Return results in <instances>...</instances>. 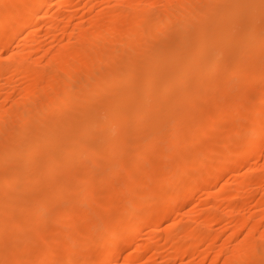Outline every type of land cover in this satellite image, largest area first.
<instances>
[{"label": "bare ground", "instance_id": "obj_1", "mask_svg": "<svg viewBox=\"0 0 264 264\" xmlns=\"http://www.w3.org/2000/svg\"><path fill=\"white\" fill-rule=\"evenodd\" d=\"M50 1L37 0L33 4L32 0H0V42H3L7 48L8 53L5 58L9 59L8 64L0 61V78L9 77V81H12L11 78L17 77L13 80L16 82L14 86L19 85V95L9 92L10 90L4 94L2 91L9 89L6 85L8 78L7 80L4 78L6 84L0 80L3 82H0V92L3 94L0 95V168L4 167L0 169V264H112L119 255L121 256L123 250L121 237L127 239L132 234L142 231L145 225H156L158 215L163 209L170 213L172 219L174 211L179 210L176 207L180 206L178 203L180 194L183 195L184 200H188L195 195L199 186L205 183L207 185L211 178H221L225 175V171L232 173L238 169L237 160L239 161L246 154L239 151L233 158L229 144L246 128L247 122L236 124L232 137L230 135L229 138L222 140L219 148L217 145L203 147L198 141L205 136V132L201 131L204 132L201 135L197 127L204 128L213 114L211 115L210 111L201 118H196L195 115L197 110L203 109L202 100L208 102L207 100H210L208 95L222 92L223 86L227 85L223 84L227 80L230 81L228 86L233 82L230 84L232 88H229L231 92L237 87L234 84L236 80L240 81V77L246 81V83L242 81L245 84L255 81L253 78L250 80L248 72L246 76L245 73H241L244 68L240 66L243 58L254 56L253 52H247L249 55L245 56V52L250 51V47L254 48L253 50L257 49L258 54L264 50V0H221V3L217 2L220 0H203V3H198V0L195 2L151 0L145 3L144 0H119L113 7L101 5L99 8L87 3L82 8L85 11H94L96 15L91 17V20L89 17V22L86 20L88 25L84 20L77 22L74 31L68 34L67 41L57 49L52 47L53 50H50L51 54L46 64L41 62L49 53H45L40 58L35 57L37 54L34 51L42 43L36 46L34 38H32L34 45L29 51L22 49L26 52L21 53L19 50L18 55L12 53L15 51L11 50L15 40L16 46L21 47L26 44L27 37L36 32L34 25L40 21L45 12L41 14L45 9L43 7ZM81 1L65 0L58 7L60 9L74 5L76 8L80 6ZM109 1L112 0L105 2ZM84 17L85 15H82V18ZM66 20L65 24H69L71 17H67ZM41 48L37 50L40 51ZM48 49L43 47L45 51ZM0 58L4 57L0 55ZM251 58L252 63L255 59V61L262 59L253 57L251 60ZM236 62L241 71L239 69L240 73L237 70L238 73H235L234 70L233 75L237 74L238 79H229L226 67L229 68L230 65L232 67ZM249 64H246L245 68L247 70L249 68L254 76L256 66L249 67L251 66ZM237 65L233 67L237 69ZM259 69H257L258 73ZM257 75L260 80L263 73ZM247 77L250 78L248 81ZM261 80H264V77ZM9 81L8 84L12 83ZM246 96L244 94L241 98L247 99ZM261 98L264 100V93ZM229 99L232 101V98ZM8 101L11 102L10 105ZM225 102L223 105L219 103L222 107L229 109L231 107L230 114L224 111L226 113L222 115L221 109L212 111L215 114L217 111L218 114L222 111L220 118L216 116L218 122L215 118L214 121V116L213 121L212 119L209 121L217 123L216 128L234 122L228 121V114L231 116L235 109L234 104L228 106L231 104ZM204 104L207 107L211 105ZM239 112L242 111H237L238 114ZM235 115H237L236 110ZM262 125H264V110L254 121L252 133L247 140L250 151L248 154L252 156H257L259 149H262V146L259 148L260 144L256 145L258 144L256 141L264 136ZM228 128L230 130V127ZM207 129L205 126V131ZM222 129L226 130V127ZM149 131L153 133L152 137ZM169 131L172 135L169 133L168 137L173 136L176 145L174 143L168 145L167 138L164 140L163 137ZM183 141L185 144H182ZM162 142H165L164 144L167 142L166 146ZM197 143L201 148L196 149L193 146ZM171 148L173 152L168 150ZM168 152L172 155L169 156ZM134 154L135 158L130 160L131 163L127 161L131 166L123 163L126 157ZM86 161H90V164ZM82 165L86 167L83 172L80 167ZM121 165H126L127 168H122ZM134 171L137 173L134 174ZM250 171L254 173L253 169ZM120 173H125V180L132 179L134 186L129 190L123 188L127 183L122 188L118 187L113 199L120 196L123 198V195L131 197L135 194L136 202L131 208L128 204L126 209L127 207L124 208L122 203L117 201L116 205L111 206L114 214L108 222H105L106 229L102 224V228L105 229L102 230L97 221V225L91 222L93 206L88 205L90 209L87 210L82 209L83 206L81 209L79 207L81 203L92 201H96L102 207H108L110 205H108L109 200L106 199L108 185L105 184L103 177L105 174L109 177L108 174L114 176ZM119 178L117 177L118 180ZM260 178L258 177L259 182L257 179H253L255 180L253 182L246 178L239 179L240 181L236 178L238 182L234 185L235 198L238 199L240 196L238 197L237 194L250 188L256 181L258 184L264 182V177ZM211 181L216 180L209 182ZM229 187L227 188V185L224 188L219 187V191L214 193L215 199L211 207L201 210L205 215L202 223L196 219L197 221H192L194 224L189 226L185 221H175V218L174 222L170 223L174 225L173 231L171 230L168 235L163 233L167 236L166 239L159 234L167 240V243L168 241L171 243L173 254L168 257L167 254L166 261L176 264L175 261L186 257L185 255L190 256L198 252L202 242L207 244L206 247L214 248L212 245L216 238L218 239L216 235L220 232L216 234L209 229L200 230V224L205 227L211 226V223L219 219L220 204L223 201L226 204L233 203L232 194H235V190L231 188L234 190L232 193ZM110 188L109 191L113 189ZM135 188L139 189L135 190ZM211 192L209 194L213 195ZM80 199L84 203L80 202ZM129 200L131 202V198ZM257 203L264 204V195ZM223 205L222 203V207ZM242 205H245V201ZM228 209L224 219L231 221L238 212L232 208ZM93 211L96 212L94 209ZM177 212L179 215V211ZM95 214L92 212L93 217L96 216ZM199 214L200 212L198 216ZM262 214L260 218L264 220V213ZM258 215L254 212L248 216L243 215L244 217H240L239 220L236 217L227 244L224 242L226 245L223 246L221 243L222 249H214L216 251L213 256L211 254V258L209 257V264H218L222 257V264H264V230L260 231L258 225L262 222L258 221ZM51 218H56L60 222L56 220L59 225L61 223L65 224L62 225L65 227L69 225L66 236L68 234L67 238H71L72 241L64 238L65 231L62 230L66 228L59 227L62 230L52 231L49 225ZM95 218L94 222L97 220ZM84 221L87 222L86 227H82L85 225ZM98 222L100 224L102 220ZM55 226L58 227L56 224ZM241 234L244 237L239 240ZM153 243L152 236L148 242L145 241V244L137 245L135 242L137 246L134 244L133 248L129 246L128 248L147 250ZM155 243L153 246L156 245ZM228 243L234 245L230 247ZM64 244L67 245L64 247ZM27 245H35V248L30 246L32 249L26 250ZM79 245L94 246L97 252H83L85 254L74 252L77 249L74 251L72 249ZM83 249L85 251V247ZM83 249L81 248V251ZM205 251H202V255L198 257H202L199 262H186V259L181 264H206L205 259L208 256L206 253L209 251ZM130 261L126 263L131 264ZM144 263L139 261L138 264Z\"/></svg>", "mask_w": 264, "mask_h": 264}, {"label": "rangeland", "instance_id": "obj_2", "mask_svg": "<svg viewBox=\"0 0 264 264\" xmlns=\"http://www.w3.org/2000/svg\"><path fill=\"white\" fill-rule=\"evenodd\" d=\"M21 1H25V0H21ZM63 1H65V0H51L45 7H43V8H45V9H43V11H42V13L41 14H43V12H44V14L42 15V18L40 19V21L38 22V23H36L35 25H34V28H36L37 30H36V32L35 33H33V34H31L30 36H28L27 37V42H26V44H24L23 46H21V47H18V46H16V40H15V42L13 43V46H12V49L11 50H15V51H12V53H16L17 55H18V53H22V52H26V51H23V50H27V51H29L32 47H33V45H34V42L32 41V38H34L33 40H36V46L38 45L39 46V44L40 43H42V44H40V46H39V48H41L40 49V51L39 50H37V49H39L38 47H36V50L34 51V53L35 54H37V55H35V57H43L44 56V54L45 53H49L48 55L46 54L43 58V60H42V62L41 63H45L46 64V62H48V57L50 56V54H51V52H50V50L52 49V47H53V49L55 48V49H57V47H59L61 44H63V43H65L66 41H67V39H68V37H69V35L68 34H70L72 31H74V29H75V27H74V25H76V23L77 22H79V21H81V20H84V22H85V24L86 25H88L89 23V17H90V20H91V17H94L95 15H96V13L94 12V11H85V9H83L82 7H85V5H87V3H88V5H90V4H94V5H96L97 6V8H99L101 5L102 6H115V4H117L118 2H119V0H112V1H109V2H105L106 0H89V2H88V0H82L81 1V3H80V6H76V8H75V6L73 5H70V6H64V7H60V9H59V7L58 6H60L59 4L61 3V2H63ZM123 1V0H122ZM151 0H144V3L145 2H150ZM193 2H195L196 0H192ZM199 1H202V2H199ZM204 1H206V0H204ZM203 0H198L197 2L198 3H203L204 2ZM224 1V0H223ZM37 2V0H32V3L33 4H35ZM85 2V3H84ZM93 2V3H92ZM196 2V3H197ZM217 2H219V3H221L222 1L220 0V1H217ZM103 3V4H102ZM218 3V4H219ZM84 5V6H83ZM74 7V8H73ZM79 7V8H78ZM58 8V9H57ZM62 9V10H61ZM82 9V10H81ZM56 11H59V12H56ZM89 12V13H88ZM92 12V13H91ZM73 13V14H72ZM86 13H87V15H86ZM48 14H50L49 16H48ZM53 15V16H52ZM57 15V16H56ZM61 15V16H60ZM82 15H85V19L84 18H82ZM90 15V16H89ZM44 16V17H43ZM48 17V19H47V17ZM55 16V17H54ZM60 16V17H59ZM67 17H71V22L69 23V24H65L66 23V18ZM54 18V19H53ZM56 18V19H55ZM52 19V20H51ZM61 19V20H60ZM65 19V20H64ZM108 19H109V17H108ZM86 20H88V22L86 21ZM52 21V22H51ZM55 21L56 22H58V23H55ZM62 21H64V22H62ZM108 21V20H107ZM62 22V23H61ZM87 22V23H86ZM49 23V24H48ZM50 24H51V26H50ZM56 24H58V25H56ZM53 25V26H52ZM64 25H65V27H64ZM67 25V26H66ZM51 28H50V27ZM60 27H61V29H60ZM62 27H64V28H62ZM47 28H49V29H51V30H48ZM74 28V29H73ZM118 28V27H117ZM119 28H120V26H119ZM38 29H40V31L38 30ZM59 31H58V30ZM68 29V30H67ZM121 29V28H120ZM53 30V31H52ZM60 30H62V31H60ZM48 31V32H47ZM51 31V32H50ZM64 31V32H63ZM71 31V32H70ZM59 32H60V34H59ZM69 32V33H68ZM54 34V35H53ZM55 34H56V36H55ZM58 34V35H57ZM63 34V35H62ZM53 35V36H52ZM123 35V34H122ZM54 36H55V38H54ZM120 36V39L122 38L121 37V35H119ZM60 37V38H59ZM41 41H39L38 39ZM54 38V39H53ZM253 38V37H252ZM251 38V39H252ZM45 40V41H44ZM61 40V41H60ZM38 41V42H37ZM54 41H56L55 43H54ZM33 43V44H32ZM39 43V44H38ZM47 43V44H46ZM51 43V44H50ZM57 43H59V44H57ZM43 44H44V46H43ZM46 44V45H45ZM49 44V45H48ZM48 45V46H47ZM56 45V46H55ZM263 45V44H262ZM32 46V47H31ZM251 46V45H250ZM250 46H248V48L250 47ZM25 47V48H24ZM43 47H44V49H48V48H50V49H48V50H43ZM263 47V46H262ZM232 48V47H231ZM23 49V50H22ZM52 49V50H53ZM251 49L253 50L254 48H251L250 47V51L248 50V51H246L245 52V56H246V54H247V52L248 53H252L253 52V54L252 55H254V56H250V58L252 57H256V58H260L261 60H259V61H255L254 60V63H252V61L250 62V58L249 57H247L249 54H247V59H244L243 58V60H242V62L245 64H241V66H240V68H244V69H246L245 68V66H246V64H249V62H250V64L249 65H251V66H249V67H252V65H254V66H256L255 67V70H256V74L253 76V74L251 73V71H249V68H248V70L246 69V70H244V69H242L243 71L241 72V73H245V76H246V72H248L249 74H248V77L250 76V78H246V80L248 81L249 79L250 80H252V78H253V81L256 83V85H255V83L254 82H252V81H250L249 83H247V84H245L246 83V81H245V83L244 82H242L243 80L241 79V77H240V81H238V80H236V78L238 79V76H237V74L236 75H233V73H234V70H235V73H238L239 71H241V69L239 68V66L237 65L238 63H239V65H240V58H242V57H245V56H242V57H240L238 60H239V62L237 63L236 62V64H232V67H231V65L229 66V68L228 67H226L227 68V70H226V72L228 73H225V75L227 74V77H229V79H235L237 82H239L238 83V85H237V82H236V84H234V85H236L237 87H235L234 85V89L235 90H233L232 92H231V89H230V91H229V88H232L231 86H230V84H232L233 82H231L230 84H229V86H228V83L230 82L229 80H225L226 82H225V84H223V85H226V86H223V88H222V92L220 91V89H219V94H217V92H215V93H212V94H210V96L212 95V97L210 98V96L208 95V98L210 99V100H207L208 98H205L208 102H205L204 101V99L202 100L203 101V103H201V105H202V111H201V109H199V111L197 110V112H196V115H195V117L196 118H201V116H204V115H208L209 113L208 112H210L211 111V115H209V117H210V119H212V117H213V119L215 118L216 120L218 119V117L220 118L224 113H226L227 111L229 112V114L231 113L230 112V109H232L231 107H230V109L229 108H225V107H222L221 106V104L223 105V103L226 101V99H227V97H228V99H227V101L225 102V103H229V101H230V99L229 98H232V101H230V103L229 104H231V105H228V106H232L233 104V106L235 107V109H233L232 111V115L231 116H229V114H228V117H229V120H228V117H227V120L228 121H234V122H232L231 124L228 122V124L230 125H228L227 123H225L227 126H225V124H222L221 125V127H219V128H216V124L217 123H215V122H209L210 121V119H208V123L205 125L206 126V129H207V131H205V126H204V128L203 127H197V131L201 134V135H203L202 133H204V137H206V138H204V137H201L202 139H201V141L199 140L198 142L200 143V144H202V146L203 147H207V146H210V145H217V147L219 148L221 145H220V143L221 142H223L222 140H225L226 138H229L230 137V135H231V137H232V132H234L235 131V128H236V124H238V123H241V122H247V125H246V128L244 129V130H242L241 132H240V134L239 135H237V137L235 138V139H237L238 141H236L235 139H233L232 141H230V144H229V148L231 149V155L233 156V158L235 157V155H236V153H238L239 151H243L244 152V154H246V155H244L243 157H241L240 158V160H241V162H239L238 160H237V162H238V165H236L237 167L236 168H238V169H235V173L234 172H232V173H230V171L228 172V170L227 171H225V175H223V176H221V178H211L210 180H216V181H211V182H207V185H206V183L205 184H203V186H199L197 189H196V192H195V195L192 197V198H190V199H188V200H184V198H183V195L182 194H180L179 195V197H178V203H180V206H178V207H176V209L177 208H179V210L177 209V210H175L174 211V214H172V216H174L172 219H171V216H169V214L170 213H168L167 212V210L166 209H163L162 210V212H160V215H158V218H161V219H158L157 218V224L155 225V224H153V226L155 227V228H153V226L152 225H145L141 230L142 231H139L138 233H135L134 235L132 234V236H129L127 239H124V237H121L120 239H122V242H121V240H120V243H121V246H122V248H123V250H122V252L120 253L121 254V256L119 255V257L116 259V262L115 263H117V264H127L126 263V261H130L131 259H132V256H133V259L132 260H134V261H130L131 262V264H138L139 263V261L141 262V263H144V264H148V263H150V264H157V263H160V264H172V262H168V261H166V259H167V257L168 256H170V254H173V252H172V250H171V243H169L170 241H168V243H167V240H164V239H166V237L167 236H164V235H168L170 232H171V230H172V228L174 227V225H171L172 223L171 222H174V219H175V221L177 220V221H180V220H182L183 222L185 221L186 223H188V225L189 224H194V223H192V221H194V220H199V221H201L200 223H202L204 220H205V215H203L204 214V212H202L201 210H203L204 208H206L207 209V207L208 208H210L211 207V204H213L214 203V199H215V194L214 193H216V192H218L219 191V189L221 188V186L224 188V187H226V185H227V188L229 187V185H230V187H229V189H231V188H234V187H236V186H234V185H236L237 183L236 182H238V180L240 179V180H243L244 178H246V179H249V180H253V179H257V181L259 182L260 180H258V177L260 178L261 176H263L264 177V136L263 137H260L256 142H258V144H256V142H255V144L256 145H259V148H261V146H262V149H259V154L257 153V156H252L251 154H248L250 151H248V143H247V140H248V137H249V135L252 133V127H253V124H254V121L262 114V110H264V100H262V98H261V96L263 95V93H264V80H261V79H263V77H264V68H263V64H264V54H263V52H264V50H263V52H261V50L263 49H260L259 51L261 52V54H258L257 53V49L256 50H253V51H251ZM7 48L5 47V45H4V43L3 42H0V55H1V57H4V58H0V61L2 62V61H4V62H2V63H4V64H8L9 63V59H7V58H5V57H7ZM19 50H20V52H19ZM42 54H41V53ZM259 52V53H260ZM38 53H39V56H38ZM108 54V53H107ZM16 55V56H17ZM251 55V54H250ZM260 55V56H259ZM262 55V56H261ZM258 56V57H257ZM46 57V58H45ZM245 57V58H246ZM251 58V60H253ZM4 59V60H3ZM8 61H7V60ZM245 60H248V61H245ZM115 62L117 61V60H114ZM114 61H111V62H113L114 63ZM261 61V62H260ZM263 61V62H262ZM110 62V63H111ZM248 62V63H247ZM106 63V62H105ZM260 63H263V64H260ZM107 64V63H106ZM112 64V63H111ZM115 64V63H114ZM235 65H237L238 66V68L237 69H235V67H233V66H235ZM259 65V66H258ZM262 65V66H261ZM104 66V65H103ZM254 66H253V70H254ZM261 66V67H260ZM105 67V66H104ZM248 67V66H247ZM259 67H260V69H259ZM259 69V73H258V71H257V69ZM240 69V70H239ZM263 69V71H261L262 73H263V75H261V72H260V70H262ZM224 70V71H225ZM238 72H237V71ZM251 70V69H250ZM234 73V74H235ZM240 73V72H239ZM257 74H259V75H261L262 76V78L259 80V78H258V75ZM240 75V74H239ZM257 75V76H256ZM244 76V77H245ZM226 77V79H228ZM243 77V78H244ZM255 77V78H254ZM4 78H6V80H7V78H8V81H9V77H3V78H0V80L1 81H3L5 84H6V80L4 79ZM17 78V77H16ZM16 78H14V79H16ZM256 78H258V79H256ZM2 79H4V80H2ZM12 79V81H9V82H12V83H9V84H11V85H9L8 84V81H7V84L6 85H8L9 87V89L8 90H3L2 91V93H7L6 91H9V92H14V93H17L18 95H19V93H18V90H19V85H15L14 86V84H16V82L15 81H13L14 79L13 78H11ZM257 80V81H256ZM0 81V82H1ZM229 81V82H228ZM232 81H234V80H232ZM260 81V82H259ZM263 81V82H262ZM3 82H1V83H3ZM15 82V83H14ZM246 86H245V85ZM248 84H249V86H248ZM252 84V85H251ZM10 86H12L13 88H11ZM17 86V87H16ZM16 87V88H15ZM127 87V86H126ZM225 87V88H224ZM248 88V89H245V88ZM11 88V89H10ZM85 88H87V87H85ZM217 89L219 88V87H216ZM238 88V89H237ZM14 89H16V90H14ZM216 89V90H217ZM213 90H215V88L213 89ZM245 90H248V91H245ZM212 92V91H211ZM234 92V93H233ZM248 92V93H247ZM1 92H0V95L2 94ZM231 93V94H230ZM245 94V96L247 97V99L246 98H241L244 94ZM247 93V94H246ZM261 93V94H260ZM215 94V95H214ZM3 95V94H2ZM16 95V94H15ZM17 96V95H16ZM101 97V96H100ZM212 99L214 100V101H212ZM243 99H246L245 101H243ZM224 100V102H222ZM229 100V101H228ZM240 100V101H239ZM242 100V101H241ZM194 101H195V99H194ZM198 101V100H197ZM211 101V102H210ZM196 102V101H195ZM221 104H220V103ZM233 102V103H232ZM242 102H244V103H242ZM8 103H9V101H8ZM204 103H209V104H211V105H209V107H207V105L206 104H204ZM11 104V102L8 104V105H10ZM213 104V105H212ZM216 104H218V105H216ZM221 107H220V106ZM211 106H214V107H211ZM219 106V107H218ZM224 106H225V104H224ZM205 107V108H204ZM208 108V109H207ZM222 110V111H220V113L222 114V115H220V113L218 114V111L219 110ZM246 109V110H245ZM216 110H218L217 112H216V114H215V112L213 113L212 111H216ZM235 110H236V114L237 115H235ZM244 110H245V112H244ZM224 111H226V112H224ZM237 111H242V112H239V114L237 113ZM201 113H203V115H201ZM215 114V115H214ZM216 116H218V117H216ZM236 116V117H235ZM230 117H232L233 118V120H232V118H230ZM239 117H240V119H239ZM238 119V120H235V119ZM213 119L211 120V121H213ZM214 119V121H216ZM231 119V120H230ZM244 119V120H243ZM217 122H218V120H217ZM175 123V122H174ZM209 124V125H208ZM234 126H233V125ZM197 125V124H196ZM212 125H213V127H214V129H213V127H212ZM232 125V126H231ZM198 126V125H197ZM210 127H212V129L210 128ZM226 127V130L225 129H222V128H225ZM228 127H230V130H229V128ZM234 127V128H233ZM201 130H200V129ZM204 130V132H202L201 133V131H203ZM212 130V131H211ZM222 130L224 131V132H222ZM262 131H264V125H262ZM150 132V131H149ZM208 132V133H207ZM151 133V132H150ZM172 133V132H168L163 138H164V140H165V138H167L166 139V141L168 142V145H173L172 143H174V140H173V136H170V137H168L170 134ZM220 133H222V134H220ZM152 135H153V133H151L150 134V136L152 137ZM172 135V134H171ZM154 137V136H153ZM159 137H161V136H159ZM159 137H157V139L158 140H160V138ZM163 138H161V139H163ZM217 141V142H216ZM220 141V142H219ZM236 141V142H235ZM160 142V141H159ZM167 142H166V144H167ZM207 142V143H206ZM163 143V145H165L166 146V144H164L165 142H162ZM185 144V141H183L182 142V144ZM199 143H197V144H193V146L197 149V147H199V148H201L200 147V145H198ZM212 143V144H211ZM215 143V144H214ZM168 145H167V147H168ZM174 145H176L175 143H174ZM195 145H197V146H195ZM234 145V146H233ZM172 147H175V146H172ZM232 147V148H231ZM169 151H172L173 152V149L171 148V149H168ZM135 151H136V148H135ZM170 154V152H168V155ZM172 155V154H171ZM171 155H169V156H171ZM135 156V154L133 155V156H128V157H124L125 159H123V160H125V161H123V163L125 164V163H127L128 164V162H130V160L132 161L133 160V158H135L134 157ZM168 156V157H169ZM131 159H130V158ZM256 157V158H255ZM91 160V159H90ZM129 160V161H128ZM128 161V162H127ZM139 161H140V159H139ZM87 162V161H86ZM243 162V163H242ZM87 163H89L90 164V161L89 162H87ZM86 163V164H87ZM131 163V162H130ZM130 163L128 164V166H131L130 165ZM123 164V165H124ZM126 164V165H127ZM198 164V167H199V163H197ZM122 166V168H127V166ZM242 165V166H241ZM87 166H88V164H87ZM185 166H186V164H185ZM197 166V165H196ZM239 166V167H238ZM81 167V170H82V172H83V169L84 168H86L85 167V165L83 166H80ZM242 167V168H241ZM257 168V172H256V168ZM4 169V167H1L0 169ZM103 168V167H102ZM101 168V169H102ZM129 168V167H128ZM240 168V169H239ZM255 168V169H254ZM100 169V168H99ZM253 169V171L252 172H254V173H251V171L250 170H252ZM80 170V169H79ZM81 170H80V173H81ZM125 170V169H124ZM124 170H121V171H124ZM84 171H85V169H84ZM249 171H250V173H249ZM259 172V173H258ZM137 172L136 171H134V174H136ZM246 173V176H244V174ZM235 174H237V176L235 175ZM247 174H249V175H247ZM259 174V175H258ZM106 175L107 174H105L104 175V177H106ZM119 175V176H118ZM116 174V175H114L115 176V178H113L114 176H110V174H108V176L109 177H106L105 179H107V180H105L104 179V177H103V180L105 181V184L106 185H108L107 187L108 188H106L107 189V194H108V196H107V200H109V202H108V207H102V206H100L96 201H92V202H85L86 204H87V206H85L86 204H80V209L82 208L81 206H83V208L82 209H90V208H88V205L90 206L91 205V207L93 206V209L96 211V212H94L93 211V209H92V212L97 216H94L93 217V215H92V212H91V216H92V218H91V216H90V218L91 219H93V220H91V222L93 221V223H96V221H97V223H98V226H100V228L102 229V230H105L106 229V224H105V222H108V219L114 214V209L113 208H111V206L113 207L114 205H116L117 203V201L119 202V203H122L121 205H123V207L125 208V207H127L126 209H128V204H129V208H131V206H133V204L136 202V196H135V194H133L131 197L130 196H125V195H123L124 197L122 198V196H120V197H118L117 199H113V195H114V192H115V190H117L118 189V187L119 188H122L123 187V185L124 184H126V187L124 186L123 188H126L127 190H129L131 187L133 188V186H134V182H133V180L132 179H127V180H125L126 179V175H125V173H120V174ZM251 175H252V177H251ZM258 175V176H257ZM122 176V177H121ZM242 176H244V177H242ZM254 176V177H253ZM257 176V177H256ZM117 177L119 178V180L117 179ZM243 179H242V178ZM112 178V179H111ZM238 180H237V179ZM110 179V180H109ZM123 179H124V181H123ZM261 179V178H260ZM232 180V181H231ZM239 180V181H240ZM245 180V179H244ZM107 181V182H106ZM110 181H112V182H110ZM117 181L119 182V183H117ZM121 181V182H120ZM127 181V182H126ZM217 181H219V182H217ZM255 180H253V182H254ZM255 182L253 185L251 184V187L250 188H248V189H246L245 191H243L242 193H243V195H242V193H238L237 195H238V199L237 198H235V195H236V190H235V188H234V190L233 189H231L230 190V192H232L233 193V191H234V193L235 194H232L233 196H234V201H233V203L232 204H230V203H228V204H226V202L225 201H223L222 203L224 204L223 205V207H222V203L220 204L221 206L219 207L220 209L218 210V214H219V219L215 222V223H211V226H209V227H211V228H209V227H205L204 225H202V224H200V230H203V229H209L210 231H213V233H219V234H217L216 235V237H218V239L216 238V240L214 241L215 243H213V245H212V248L213 249H211V248H209L208 246L206 247V243H204L203 244V242L200 244L201 246L199 247V250H198V252H196V253H194V254H196L195 256H194V254H190V256H189V254H188V256L187 255H185L186 257H184V258H180V259H178V260H176L175 261V263L176 264H181L182 262H185V260H186V262H194V263H196V262H199L201 259H202V257L201 258H198V257H200L202 254H201V252L202 251H209V252H207L206 253V255H208L207 256V258L205 259V263L207 264H209L210 263V258L213 256V254L215 253V251L216 250H218V249H222L223 247H222V244L221 243H223V246H224V244L226 243V242H228V236H229V234L233 231V226H234V223H236L235 222V220L238 218V220L239 219H241L240 217H244L243 215H245V216H248V214H252V213H254V212H256L257 213V217L259 218L258 219V221L259 220H261V218L260 217H262L261 215H263L262 213H264V204H262L263 205V207H262V205H260L259 203H257L259 200H261L262 199V196L264 195V182H262V180H261V184H258V182ZM216 182V183H215ZM220 182H221V184H220ZM227 182V183H226ZM252 182V183H253ZM120 183H123L122 185L120 184ZM236 183V184H235ZM257 183V184H256ZM112 184V185H111ZM113 184H114V186L115 187H113ZM117 184H119V185H117ZM208 184H209V186H208ZM214 186H213V185ZM224 184V185H223ZM128 185V186H127ZM205 185H206V187H205ZM219 185V186H218ZM261 185V186H260ZM116 186H117V188H116ZM130 186V187H129ZM211 186H213V187H211ZM231 186H233V187H231ZM256 186V187H255ZM113 188V189H111V188ZM212 189H211V188ZM220 187V188H219ZM254 187V188H253ZM109 188L111 189L110 191H109ZM258 188V190H256ZM139 189V188H138ZM138 189H136L135 188V190H138ZM210 189V190H209ZM255 189V190H254ZM250 190V191H249ZM252 190V191H251ZM113 191V192H112ZM209 191V192H208ZM212 191V192H211ZM213 191H215V192H213ZM212 193L213 195H211V194H209V193ZM249 192V193H248ZM252 192V193H251ZM261 192V193H260ZM112 193V194H111ZM263 193V194H262ZM111 194V195H110ZM225 194H226V192H225ZM209 195H211V196H213V197H208ZM256 195V196H255ZM112 196V197H111ZM131 198V202H129L130 200V198ZM243 197V198H242ZM260 197V198H259ZM109 198V199H108ZM126 198H128V200L126 199ZM245 198V199H244ZM126 199V200H125ZM249 199V200H248ZM207 200V201H206ZM83 202V200L82 199H80V202ZM111 201V202H110ZM126 201V202H125ZM242 201V202H241ZM243 201H245V205H242V203H243ZM93 202L95 203V204H93ZM207 202V203H206ZM239 202V203H238ZM241 202V203H240ZM250 202V203H249ZM255 202V203H254ZM84 203V202H83ZM124 203V204H123ZM210 203V204H209ZM258 205H257V204ZM79 204V203H78ZM228 205V206H226V205ZM234 204V205H233ZM248 204V205H247ZM252 204V205H251ZM256 204V205H255ZM179 205V204H178ZM209 205V206H208ZM255 207H254V206ZM201 206L203 207V208H201ZM230 206H232V207H230ZM240 208H239V207ZM245 206V207H244ZM257 206V207H256ZM100 207V208H99ZM245 209H244V208ZM259 207V208H258ZM200 208V209H199ZM224 208H226V209H224ZM228 208H232V209H234L235 210V212H238L237 214H235L236 216L233 218V220H229V221H227V219H224V216H226V214L225 213H227V210H229ZM257 208V209H256ZM263 210H262V209ZM195 209V210H194ZM205 209V210H206ZM252 209V210H251ZM238 210V211H237ZM254 210V211H253ZM90 211V210H89ZM177 211H179V215L177 214L178 212ZM194 211H195V213H194ZM200 212V214H199V216H198V212ZM204 211V210H203ZM221 211H223V212H221ZM252 213H251V212ZM261 211H262V213H261ZM102 212V213H101ZM175 212H176V214H175ZM202 212V213H201ZM220 212V213H219ZM240 212V213H239ZM246 212V213H245ZM258 212H260V213H258ZM90 213V212H89ZM98 214L101 216H98ZM168 214V215H167ZM197 214V215H196ZM243 214V215H242ZM201 215H202V217H201ZM221 215V216H220ZM25 216V215H24ZM165 216H169V217H165ZM176 216V217H175ZM179 216V217H178ZM204 216V217H203ZM239 216V217H238ZM96 217V218H95ZM200 217V218H199ZM221 217V218H220ZM223 217V218H222ZM237 217V218H236ZM94 218L95 219H97V220H95V222H94ZM100 220H102V222H100V224H99V222L98 221H100ZM52 219V218H51ZM49 219L50 221H49V225H50V227H51V229H52V231H54V232H56V231H58V230H62L63 228H66V229H63L62 231L64 232V238L66 239L67 238V236H69L68 234H67V236H66V233H68V231H69V229H68V227H69V225L67 226V227H65V226H62V225H65V224H62L61 223V225H59L58 223H56V218H54L55 219V221H54V219ZM196 220V221H197ZM54 222V223H50V222ZM58 221V220H57ZM59 222V221H58ZM85 222V221H84ZM84 222H82V224L84 225ZM260 222V221H259ZM261 222H262V224L260 223H258L259 225V227H260V231H262V230H264V220L262 219L261 220ZM60 223V222H59ZM97 223H96V225H97ZM171 223V224H170ZM231 225H230V224ZM55 224L56 225H58V227H56L55 226ZM82 224L80 223V226H82ZM86 224H87V222H85V225L84 226H82V227H86ZM102 224H103V226H105L104 228H102ZM233 224V225H232ZM52 225V226H51ZM125 225V224H124ZM171 225V226H170ZM202 225V226H201ZM263 225V226H262ZM55 226V227H54ZM150 226H152V227H150ZM189 226H191V225H189ZM62 228V229H60V228ZM169 227V228H168ZM263 227V228H262ZM125 228H127V226L125 227ZM101 229H100V231H101ZM175 229V228H174ZM188 229H190V227L188 228ZM211 229H213V230H211ZM67 230V231H66ZM153 230H154V232H153ZM169 230V231H168ZM165 231H166V233H165ZM173 231V230H172ZM216 231V232H215ZM103 232V231H102ZM101 232V233H102ZM156 232V233H155ZM159 232V233H158ZM158 233V234H157ZM163 233H164V235H163ZM227 233H228V235H227ZM156 234V235H155ZM162 235V237L164 238H162L160 235ZM155 235V236H154ZM154 237V243L156 244L155 246H153V244H152V246L151 247H149V248H147V250L146 249H144L145 250V252H144V250H134V249H131L130 250V248H133V246H134V244H135V242L137 243V245L139 244L140 245V243L143 245V244H145V241H147L148 242V240H150V238L151 237ZM159 236V237H158ZM71 237V236H70ZM244 236H243V234H241V236L239 237V240L240 239H242ZM69 238V237H68ZM67 238V240H70L71 238H69L68 239ZM67 240H65L66 241V243H67ZM70 241H72V240H70ZM69 241V242H70ZM126 241V242H125ZM130 241H131V244H130ZM134 242V243H133ZM163 242V243H162ZM225 242V243H224ZM133 243V244H132ZM157 243H161V245H163V244H166L167 245V247H164V246H166V245H163V246H159ZM129 244V245H128ZM215 244V245H214ZM227 244V243H226ZM225 244V245H226ZM233 243H228V245H230V247L231 246H233L232 245ZM65 245H67V244H64V247H65ZM131 245V246H130ZM136 245V244H135ZM136 245V246H137ZM158 245V246H157ZM28 246V247H27ZM27 246H25V248H26V250H30V249H32L30 246H32L33 248H35V245H27ZM128 246L130 247V248H128ZM168 246H170V247H168ZM217 246V247H216ZM220 246H221V248H220ZM85 247V251H84V248ZM88 247V248H87ZM85 246V245H79L78 247L77 246H75V248H73L72 250L74 251V250H76V251H74V252H77V253H83V252H85V253H89V252H97V248L95 247V249H94V246H91V247H89V246ZM157 247H159V248H157ZM201 247H203V248H201ZM28 248H30V249H28ZM81 248L83 249V251H81ZM87 248V249H86ZM125 248H127L126 250H125ZM165 248V249H164ZM205 248V249H204ZM225 248V247H224ZM88 249H89V251H88ZM171 251H169V250ZM210 249H211V251H210ZM214 249H216L215 251H214ZM227 249V248H226ZM87 250V251H86ZM163 250H165V251H163ZM132 251H135V252H132ZM154 251H156L155 253H156V255H155V253H154ZM169 251V252H168ZM205 251V252H206ZM138 254H137V253ZM142 252V253H141ZM164 252V253H163ZM168 252V253H167ZM211 252H213V253H211ZM85 253H83V254H85ZM135 253V254H134ZM130 254H133V255H131L130 256ZM167 254H169V255H167ZM209 254H210V256H209ZM211 254H212V256H211ZM134 255H136L135 256V258H134ZM145 255V256H144ZM154 255V256H153ZM166 255H167V257H166ZM129 256V257H128ZM142 256V257H141ZM153 256V257H152ZM137 257H140V258H137ZM166 257V258H165ZM210 257V258H209ZM127 258L129 259L130 258V260H127ZM153 258H154V260H153ZM192 258H194V259H192ZM149 259V261H147ZM183 259V260H182ZM192 259V260H191ZM142 260L144 261V262H142ZM151 260V261H150ZM165 260V262H163ZM197 260V261H196ZM199 260V261H198ZM179 261H181V262H179ZM222 261H223V257L222 258H220L219 259V261H218V264H222ZM138 262V263H137ZM163 262V263H162ZM177 262H179V263H177ZM220 262V263H219ZM115 263H113L112 262V264H115Z\"/></svg>", "mask_w": 264, "mask_h": 264}]
</instances>
